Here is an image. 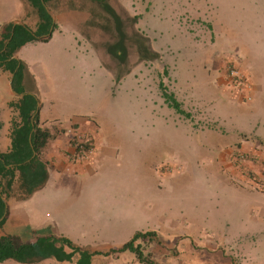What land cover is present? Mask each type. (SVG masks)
Segmentation results:
<instances>
[{
  "label": "rangeland",
  "instance_id": "rangeland-1",
  "mask_svg": "<svg viewBox=\"0 0 264 264\" xmlns=\"http://www.w3.org/2000/svg\"><path fill=\"white\" fill-rule=\"evenodd\" d=\"M87 1L92 17L87 38H79L80 45L54 37L49 44L28 46L38 74L24 87L35 92L42 116L46 112L87 125L94 122L111 154L96 170L52 172L47 187L25 204L30 217L39 212L78 234L108 220V225L123 220L124 231H101L110 239L118 236L116 243L127 238L131 228L162 230L170 217L182 224L183 215L195 211L202 195L197 209L201 207L203 215L229 207L260 232H242L240 241L222 250L234 258L239 253L233 251L240 247L247 253L241 264H264V172L250 176L229 160V153L243 150L244 141L262 144L264 138V0H84L79 8ZM61 6L54 2L50 11ZM161 82L189 116L166 102ZM1 85L0 93L7 97L9 83L4 79ZM257 85L263 86L258 93ZM20 98L13 94L11 102ZM7 108L0 103V147L6 142L4 123L11 117L13 129L20 121L10 105V111ZM39 122L53 132L58 126L64 130L58 120ZM69 129L84 134L80 123ZM72 141L79 138L72 135ZM225 157L227 167L221 163ZM164 172L171 175L167 180ZM215 181L225 188L219 202L210 199L219 185ZM19 232L29 241L57 237L50 226L33 222ZM152 236L136 241L152 264L161 263L158 257L180 255L177 243L169 248ZM156 244L161 253L153 250ZM198 248L199 253L207 250ZM93 253L91 264L96 254L107 255ZM134 254L125 250L118 255ZM79 258L77 254L73 261ZM0 264L65 261L8 259Z\"/></svg>",
  "mask_w": 264,
  "mask_h": 264
},
{
  "label": "crops",
  "instance_id": "crops-1",
  "mask_svg": "<svg viewBox=\"0 0 264 264\" xmlns=\"http://www.w3.org/2000/svg\"><path fill=\"white\" fill-rule=\"evenodd\" d=\"M81 1L84 0H62L59 2L62 5L59 10H51L52 17L54 22L56 23V28L54 29L52 36L47 41H31L25 44L17 53L16 58L21 60L27 69L26 78L24 80V84L27 85L29 81L37 80L36 75L38 74L35 68L34 62H32L28 57V52H26L28 46H32L35 43H51L54 37L59 38V40H70L72 44L76 43L80 45L79 38H87V34L90 32L89 25L91 23L92 17L88 10L89 1H87V6L79 8L81 5ZM67 5V6H66ZM71 5V6H68ZM74 5V6H72ZM86 8V9H85ZM85 9V10H84ZM30 6L28 0H8L7 3H4L0 0V39L2 38L4 28L9 23L15 24H25L30 27L31 30H36L38 17L34 14H29ZM68 50V47L65 46V50ZM30 51V50H29ZM12 75V74H11ZM11 75L8 74V71L0 70V92L3 91V80L5 79L9 83L8 96L5 97V94L0 93V103H5L7 105V109H9V105L11 102L12 95L15 94L11 88ZM226 83V82H225ZM230 87L228 83H226V88ZM231 88V87H230ZM263 86L259 85L255 86L254 91L258 93ZM5 90V87H4ZM30 93H35L31 89H26ZM9 114V112H8ZM11 114V113H10ZM40 118L43 122H47L49 120H58V123H61L62 128L58 126L59 130L57 132L56 138L50 143L48 151H47V159H48V171H49V180L53 177L52 172H63L65 174L76 172L77 169H86L92 168L96 170L98 166H101L104 163L105 159L111 154L109 151V147L107 143L101 139L99 132L96 126H92L91 124H85L84 122L74 120L75 118H63L49 115L45 112L43 116L40 113ZM80 123V129L84 130V135L90 134L94 142V152L87 156L81 157L79 159L75 158L76 149L72 142V130L69 129V125L72 123ZM57 123V124H58ZM12 122L11 117L8 119V123H4L3 130L6 133L5 143L1 144L0 152H7L11 147V133H12ZM4 133V134H5ZM76 133V132H75ZM258 139V138H257ZM243 149L252 153L258 158V162L255 160L252 165L254 171L256 170V175H261L264 172V138H262V144L260 140L253 141L247 140L242 143ZM226 157L221 160L222 166H226ZM230 160V153H229ZM221 167V166H220ZM166 170V169H165ZM167 171V170H166ZM166 176L165 180H167L171 175L168 172H164L163 174ZM49 180L47 183L39 190H37L32 197L23 200V201H10L7 209L6 222L2 227H0V237L1 236H17L19 237L21 242H30L32 240H24L19 231H22V228L27 224H31L32 222L41 228H45L50 226L51 230L56 233L55 236L59 237H67L74 242L75 245L88 249L95 253H105L107 255H97L93 257V261L95 264H147L139 261L138 257L134 255L129 257H122L118 255L120 252H113L116 249L121 248L125 243L131 241L133 237L137 233H152V237L156 241L164 240L166 241V245L172 247L177 243L176 246L179 250L180 255L172 256L168 258V256L158 257L160 264H241L243 259H246L247 253L245 250H241L242 248L236 247L235 253H239L237 257H232L228 255L222 250V248L234 245L235 242L240 241L242 232H253L254 234H258L260 232H255L244 224L245 219H243L241 212L236 215L232 208H223L222 210H212L209 211L210 214L203 215V212L197 207L202 205V195H200L195 203V211H191L188 214L183 215L182 224L177 222L176 218L170 217L168 219L167 224L163 227L162 230H154L156 228H144L137 229L131 228L128 230L127 238L124 237L122 242H114L118 238L115 236L111 239L108 235L104 234L106 230H111L116 227L117 232H122L124 229H127L126 224H122L123 220L115 219V225H108L110 220L103 222L101 227H95L93 229L86 230L84 232L73 233L74 231H68L67 227L58 226L55 218L49 219L39 212L35 213V216L32 218L30 214L27 212L25 208V204L31 200L33 197L37 196L42 190L47 187ZM220 183L215 181L214 184L218 185ZM221 189V190H220ZM220 184L217 186V190L215 193L210 195V199L218 198L219 196H223V191ZM220 191V192H219ZM215 201V200H214ZM213 201V203H214ZM218 202L220 199L218 198ZM215 204V203H214ZM216 205V204H215ZM227 206V205H226ZM225 206V207H226ZM217 209V208H216ZM185 212V211H183ZM171 213V212H169ZM111 216V215H110ZM239 219L237 220V218ZM238 224H235L237 223ZM205 225V226H203ZM179 226H182L181 228ZM22 227V228H21ZM20 228L19 231L16 229ZM260 231L262 228H258ZM93 231V232H92ZM205 231V233H204ZM257 231V230H256ZM262 232V230H261ZM255 236V235H254ZM253 235L250 237H254ZM146 238L150 239V236ZM109 239L111 241L108 244L100 243V240ZM137 242H135L136 244ZM262 246V242H260ZM206 247L207 250L204 253H199L198 247ZM160 245L156 244L153 247L155 252L161 253ZM256 247V246H255ZM106 249V250H104ZM109 249V250H108ZM110 253H114L113 256ZM208 251V252H207ZM241 251V252H240ZM118 255V256H117ZM236 255V254H235ZM165 259V261H164ZM169 259V260H168ZM73 262H65V264H74Z\"/></svg>",
  "mask_w": 264,
  "mask_h": 264
},
{
  "label": "trees",
  "instance_id": "trees-1",
  "mask_svg": "<svg viewBox=\"0 0 264 264\" xmlns=\"http://www.w3.org/2000/svg\"><path fill=\"white\" fill-rule=\"evenodd\" d=\"M62 0H28L29 14L38 17L36 30H31L25 24L9 23L4 28L0 39V70L15 74L12 87L18 95H23L19 101L11 102L10 107L18 115L20 121L14 123L11 133V147L7 152H0V219L7 214L8 205L5 197H16L23 201L30 198L41 189L49 179L47 151L50 143L56 138L58 130L54 132L48 126L40 124L38 97L24 87L26 66L17 59L16 53L28 42L47 41L51 29L54 31L56 23L50 8L52 3ZM46 36V37H45ZM162 95L166 102L179 113L189 116L182 108V104L172 93L160 83ZM77 152L87 149V144L73 142ZM5 196V197H4ZM6 222V216L0 221V227ZM150 233H137L133 239L114 252L130 250L136 252L139 261L152 264L140 245L135 242L140 237ZM80 258L74 264H91L93 252L74 244L67 237H38L30 242H21L15 236L0 237V263L13 259L20 263H34L46 258L58 261L72 262L73 257Z\"/></svg>",
  "mask_w": 264,
  "mask_h": 264
},
{
  "label": "built area",
  "instance_id": "built-area-1",
  "mask_svg": "<svg viewBox=\"0 0 264 264\" xmlns=\"http://www.w3.org/2000/svg\"><path fill=\"white\" fill-rule=\"evenodd\" d=\"M233 74H236L237 76H241L244 77V75H240L239 71H234ZM71 130V129H70ZM73 136H77L79 138V142L80 143H84L87 144L88 148L82 150L81 152H77L75 154V158L79 159L81 157H87L89 155H91L94 152L95 146H94V142L91 136L87 137V135H82L79 133H72ZM85 136L87 137V139H83L82 137ZM83 139V140H82ZM73 142V141H72ZM233 157V158H232ZM230 160H231V164L234 165L236 168H239L243 171H248L250 176L251 175H256V170L254 171V169L252 168V166L250 167V165L253 164V162H255V160L258 162V158H256L255 155H253L252 153L246 151V150H242L241 152H238L236 155H232L230 154ZM233 166V167H234ZM232 171H235L234 168H232Z\"/></svg>",
  "mask_w": 264,
  "mask_h": 264
},
{
  "label": "water",
  "instance_id": "water-1",
  "mask_svg": "<svg viewBox=\"0 0 264 264\" xmlns=\"http://www.w3.org/2000/svg\"><path fill=\"white\" fill-rule=\"evenodd\" d=\"M52 32H53V30L51 29V31H50V33L47 35V36H51L52 35ZM46 37V36H45ZM26 74H27V69H26V73H25V78H26ZM14 73L11 75V88H12V91L15 93V94H17L14 90H13V87H12V83H13V78H14ZM18 95V94H17ZM21 97L23 96V95H20ZM40 109V107L38 106V109H37V111ZM7 214L5 213V215L0 219V221L6 216Z\"/></svg>",
  "mask_w": 264,
  "mask_h": 264
},
{
  "label": "flooded vegetation",
  "instance_id": "flooded-vegetation-1",
  "mask_svg": "<svg viewBox=\"0 0 264 264\" xmlns=\"http://www.w3.org/2000/svg\"><path fill=\"white\" fill-rule=\"evenodd\" d=\"M53 33V32H52ZM52 36V35H51Z\"/></svg>",
  "mask_w": 264,
  "mask_h": 264
}]
</instances>
